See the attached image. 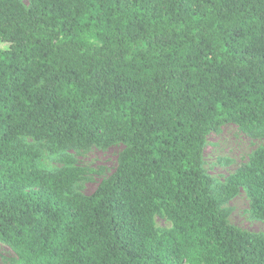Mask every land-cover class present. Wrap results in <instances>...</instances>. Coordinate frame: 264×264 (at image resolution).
Segmentation results:
<instances>
[{
    "label": "trees",
    "instance_id": "16d2710c",
    "mask_svg": "<svg viewBox=\"0 0 264 264\" xmlns=\"http://www.w3.org/2000/svg\"><path fill=\"white\" fill-rule=\"evenodd\" d=\"M228 123L264 140V0H0L3 264H264L226 205L243 188L264 220V141L224 181L203 169Z\"/></svg>",
    "mask_w": 264,
    "mask_h": 264
},
{
    "label": "rangeland",
    "instance_id": "374dc122",
    "mask_svg": "<svg viewBox=\"0 0 264 264\" xmlns=\"http://www.w3.org/2000/svg\"><path fill=\"white\" fill-rule=\"evenodd\" d=\"M23 3L27 5L28 0H23ZM26 140L34 142L31 138ZM263 141V139L251 138L234 123L224 124L218 132H211L206 137L202 152L203 169L216 181H224L229 174L234 173L248 161L249 156ZM43 147L44 145L40 146L42 152L47 155V159L44 160L45 166L50 169L61 167L62 162L54 159V155H48V149ZM123 147V144H114L105 149L91 147L77 157L76 163L87 171L72 190L83 195L91 194L99 182L116 167L118 154ZM226 205L232 208L229 216V222L232 225L252 233L264 234V220L251 216V197L243 188ZM154 222L160 232L171 227V222L165 216L157 214ZM10 253L7 246L0 244V264L4 263Z\"/></svg>",
    "mask_w": 264,
    "mask_h": 264
}]
</instances>
